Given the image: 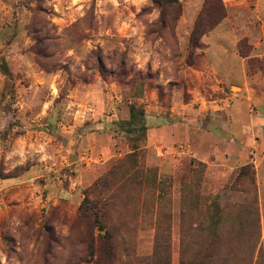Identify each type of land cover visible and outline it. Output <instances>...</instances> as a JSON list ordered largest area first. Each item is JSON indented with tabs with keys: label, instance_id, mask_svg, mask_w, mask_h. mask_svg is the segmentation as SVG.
I'll use <instances>...</instances> for the list:
<instances>
[{
	"label": "rangeland",
	"instance_id": "1",
	"mask_svg": "<svg viewBox=\"0 0 264 264\" xmlns=\"http://www.w3.org/2000/svg\"><path fill=\"white\" fill-rule=\"evenodd\" d=\"M263 11L0 0V264H264Z\"/></svg>",
	"mask_w": 264,
	"mask_h": 264
},
{
	"label": "trees",
	"instance_id": "2",
	"mask_svg": "<svg viewBox=\"0 0 264 264\" xmlns=\"http://www.w3.org/2000/svg\"><path fill=\"white\" fill-rule=\"evenodd\" d=\"M215 19V16L206 14V23L205 25H201L199 23H196L192 35L190 36L191 38L195 37H202L204 36L207 32L213 28V25L216 24V22L212 23V21ZM194 46H197L198 40L194 42ZM130 112H129V124L132 127L134 123H137L136 120V107L135 105L130 106ZM143 115V111L141 112V116ZM48 122L49 124H52L49 122V120L45 121ZM128 124V125H129ZM130 127V128H131ZM47 128V127H46ZM47 131L49 134H51L52 129L47 128ZM128 132H131L128 130ZM105 185V184H103ZM98 205V204H97ZM99 206V205H98ZM98 210L97 206L95 203L89 201L87 198L84 199L81 207L79 208V217L78 220L80 223L84 226L85 232L87 233V237L89 238L90 242L93 244L91 246L92 251L95 254H101V252H105L107 255L112 256L113 251V242H112V236L109 232V230L105 229V227L102 226V222L99 221L98 218ZM96 228L97 231H105V235H98L97 238L93 237L92 229ZM103 250V251H102ZM208 257H205V259ZM180 264H192L191 262H182Z\"/></svg>",
	"mask_w": 264,
	"mask_h": 264
},
{
	"label": "crops",
	"instance_id": "3",
	"mask_svg": "<svg viewBox=\"0 0 264 264\" xmlns=\"http://www.w3.org/2000/svg\"><path fill=\"white\" fill-rule=\"evenodd\" d=\"M263 14H264V11H263Z\"/></svg>",
	"mask_w": 264,
	"mask_h": 264
}]
</instances>
